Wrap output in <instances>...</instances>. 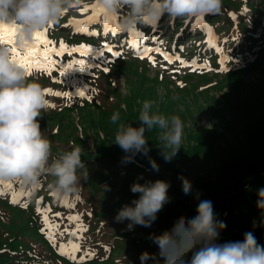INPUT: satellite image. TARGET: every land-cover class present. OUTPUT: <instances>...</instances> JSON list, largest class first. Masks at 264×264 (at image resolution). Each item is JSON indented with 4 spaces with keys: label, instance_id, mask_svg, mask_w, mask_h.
<instances>
[{
    "label": "rangeland",
    "instance_id": "374dc122",
    "mask_svg": "<svg viewBox=\"0 0 264 264\" xmlns=\"http://www.w3.org/2000/svg\"><path fill=\"white\" fill-rule=\"evenodd\" d=\"M94 4L86 0V5ZM252 4L253 0H222L228 17L221 13L190 19L165 16L156 29L140 26L134 31L143 38L138 41L139 52L134 53L125 39L132 31L110 33L103 20L89 36L77 35L81 30L72 22L83 7L70 10L59 25L42 31L52 46L63 42L69 52L92 50L88 56L78 52L53 56L51 72H28L50 93L51 105L42 114L45 117L38 119L53 153L82 147L88 177L81 181L78 194L63 200L49 194L47 180L36 190L19 183H11V189L0 184V264H141L144 253L159 259V248L148 237L171 230L182 216L194 217L199 200H210L217 219L225 224L228 217L243 216L244 225L229 222L232 239L243 237L250 225L247 215L253 200L248 188L255 177L264 174V1L254 5L257 14L251 13L248 5ZM105 45L118 55L108 52ZM144 48L153 49L150 59L140 58ZM157 48L175 62L168 63L155 52ZM17 52L25 55V51ZM177 56L184 64L175 60ZM80 60L83 71L74 64ZM146 100L153 102L154 112L182 120L181 148L166 162L159 148L161 130L153 128L146 133L148 156L137 154L132 163L123 164L125 153L115 144L116 132L121 124L140 127ZM117 112L119 119L113 123ZM150 159L159 166L158 172ZM181 177L191 182L190 195L184 194ZM156 180L170 183V203L151 227L137 225L129 231V221L116 222L119 210L134 206L132 201L139 198L130 186ZM105 185L110 191L104 190ZM14 196L16 201L24 196L27 202L19 207L12 201ZM44 214L53 226L51 231ZM229 230L226 227L221 232ZM53 234L55 244L49 240ZM69 242L80 246L75 260L60 254V245ZM159 264H164L162 259Z\"/></svg>",
    "mask_w": 264,
    "mask_h": 264
},
{
    "label": "clouds",
    "instance_id": "9594fccd",
    "mask_svg": "<svg viewBox=\"0 0 264 264\" xmlns=\"http://www.w3.org/2000/svg\"><path fill=\"white\" fill-rule=\"evenodd\" d=\"M85 5L86 0H0V32L15 29L14 45L0 43V184L19 183L21 187L36 190L42 180H47V191L58 200L76 195L83 188L81 181L88 177L82 160L85 151L71 146L68 151L53 153L52 142L44 135L38 119L51 105L47 90L13 59V47L25 51L35 42L37 33L59 25L70 10ZM96 5L106 14L119 18L120 31L130 32L155 24L165 16L170 19L217 16L221 13L222 0H96ZM118 119L117 112L112 122ZM139 121L140 127L131 124L118 127L115 144L125 153L122 163H132L137 154L148 156L146 133L153 128L161 130V155L171 162L181 148L182 120L154 112L153 102L146 100ZM149 162L158 172L156 162L151 159ZM181 179L184 194L190 195L191 182ZM130 187L139 198L132 201L134 206L124 205L119 210L116 222L129 221V231L137 225L151 227L164 205L170 203V183L156 180L136 182ZM104 190L110 188L105 185ZM196 198L199 200V195ZM256 205L261 214L259 226L264 227V187L257 189ZM257 226L254 222L253 231L245 232L242 240L218 242L226 224L217 219L210 200H199L194 217L182 216L171 230L148 237L158 246L159 259L144 253L141 264L150 259L155 264L160 259L164 264H264V245L254 234Z\"/></svg>",
    "mask_w": 264,
    "mask_h": 264
},
{
    "label": "snow or ice",
    "instance_id": "6c2138e0",
    "mask_svg": "<svg viewBox=\"0 0 264 264\" xmlns=\"http://www.w3.org/2000/svg\"><path fill=\"white\" fill-rule=\"evenodd\" d=\"M89 6L85 5L82 9H80L81 13H86L88 12ZM91 11L94 13L93 17L90 18L88 21L90 22H99V17H103V24L105 29L110 30L113 34L118 33L119 27L118 24H115V21L118 17L116 16H111L108 15L104 12L103 9L99 8L98 5H93L91 7ZM202 18V17H198ZM77 26L78 30H83V23L85 22H74ZM154 25V24H153ZM14 35H15V29L14 28H8L3 30V32H0V43H7L9 45H14ZM131 35L133 36V43L132 46L139 50L140 45H139V40L142 39V34L137 33L135 31L131 32ZM36 43L31 45L28 49L25 50V55L20 56L17 50L13 47V59L18 62L20 65H22L27 72H31L33 69L36 71H44V72H51L53 70V67L55 65V61L52 59L53 56L55 57H60L64 56L65 54L71 55L72 53H79L81 56H88L92 53L91 49L88 48H75L72 49L71 52H69L68 48L66 45L61 42L58 47L52 46L51 41L47 39V34L46 32L42 33L39 32L36 34L35 37ZM105 49L108 52H112V49L110 46L105 45ZM153 52V49L151 48H144L143 49V54L141 55L140 58H151L150 54ZM155 52L160 54L168 63H173L175 62L172 57L167 55L166 53L161 52L160 49H155ZM97 55H102L97 53ZM112 55H118V53L112 52ZM175 60L180 61L181 64H184L182 60H180V57H175ZM155 65V61H151ZM74 64H77L80 66V71H83L85 68L84 62L82 60L80 61H74ZM187 66V65H185ZM72 65H69V68H71ZM104 70H107L106 68ZM63 75V73H61ZM46 94H50L48 91H46ZM56 95H60L59 93H56ZM79 95L83 96L84 92H80ZM3 186L7 189L12 188V184H3ZM24 193L21 192L20 195H23ZM14 202H16V198L14 196ZM70 220H79V217H69ZM44 222L45 225L47 226L48 230H52V225L49 222L47 214H44ZM82 231V229H81ZM72 235H76L75 232L72 233ZM50 242L55 244V235L53 234L52 236L49 237ZM70 249L71 251H68ZM80 249L79 244H74L69 242L68 245H60V254L61 255H69L72 257L73 260L76 259L75 253L78 252Z\"/></svg>",
    "mask_w": 264,
    "mask_h": 264
},
{
    "label": "trees",
    "instance_id": "16d2710c",
    "mask_svg": "<svg viewBox=\"0 0 264 264\" xmlns=\"http://www.w3.org/2000/svg\"><path fill=\"white\" fill-rule=\"evenodd\" d=\"M261 1H264V0H253V2H255V4H258ZM255 4L248 5V7L250 8V11H251L252 14H257L258 13L257 12L258 11V7L254 6ZM221 14H225L227 17L230 16V13L227 12V8H225V7H223L221 9ZM55 100L61 101L62 99L61 98H56ZM42 114H45V113H42ZM51 136L56 137V138L59 139V137L54 135V134H51ZM59 140H62V139H59ZM54 149H57L55 145H54ZM262 161L264 162V159H262ZM262 169H264V168H262ZM262 171L264 172V170H262ZM259 176L260 177H255L253 179V181L251 182V184H250V186L248 188V193L250 194L249 197L251 199H253V200L251 201V205L249 206L250 207V211H249V214L247 215V220L250 223V225H249V228L247 230H245L244 232L253 231V223L255 222L258 226L256 227L254 233H255V235L260 236V239H257V238L256 239L261 244V241L263 242V239H264L263 238L264 237V227H260L259 226V222H260V219H261V214H260V212L257 209L256 201H257V189L260 188V187H264V177H263L264 174H259ZM244 205L247 206V203L246 204L244 203ZM244 220H245V218H243V216L242 217H237V216L228 217L226 219V221H227L226 222V224H227L226 227H229L230 230L229 231L220 232L219 237H218V242L223 243L225 241H236V240L232 239V236H233L232 235L233 234L232 229L233 228L231 227V225L229 226V222L232 221L234 224L238 223V224L244 225ZM242 239H243V237L241 239H237V240H242ZM189 258H190V256H189Z\"/></svg>",
    "mask_w": 264,
    "mask_h": 264
},
{
    "label": "bare ground",
    "instance_id": "6f19581e",
    "mask_svg": "<svg viewBox=\"0 0 264 264\" xmlns=\"http://www.w3.org/2000/svg\"><path fill=\"white\" fill-rule=\"evenodd\" d=\"M94 3H96V0H94ZM94 5H96V4H94ZM93 6V5H92ZM92 6H89V11L88 12H86V13H83V14H79V18L77 17V19L76 20H74L73 22H72V24H73V26L74 27H77L76 26V24L74 23V22H77V21H79V22H85V23H83V30L80 32V33H82V34H86V33H88V29H87V26H85V25H87V24H91V23H93V22H88L89 20H90V18L91 17H93V15H94V13L91 11V7ZM103 19V17L102 16H100L99 17V20L100 19ZM102 24V23H101ZM100 24V25H101ZM103 25V24H102ZM104 29H105V27H104ZM107 30V29H106ZM46 31H47V29H46ZM107 31H109L110 33H112L110 30H107ZM117 34H119V32L117 33ZM89 35H90V33H89ZM36 43V41L33 43V44H35Z\"/></svg>",
    "mask_w": 264,
    "mask_h": 264
}]
</instances>
